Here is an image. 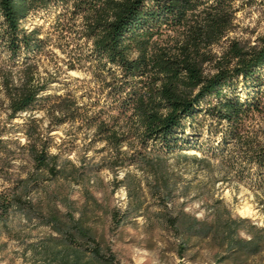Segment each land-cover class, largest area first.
Wrapping results in <instances>:
<instances>
[{
  "label": "trees",
  "instance_id": "trees-1",
  "mask_svg": "<svg viewBox=\"0 0 264 264\" xmlns=\"http://www.w3.org/2000/svg\"><path fill=\"white\" fill-rule=\"evenodd\" d=\"M255 3L0 0V57L4 58L0 106L6 105L10 120L36 108L57 78L56 71L42 74L43 58L62 61L69 70L84 69L95 83L94 94L88 103H80L75 95L57 96L48 111L50 123L79 121L94 129L108 149L106 168L117 174L130 164L163 162L195 147L205 158L221 161L237 182L260 193L264 204V126L252 129L247 124L256 115L264 121V36L255 44L230 36L238 13ZM41 12L54 18L50 33L26 25L31 15ZM53 48L66 57H59ZM55 64L60 70L61 65ZM35 132L27 135L34 170L20 177L12 193L1 200L7 217L0 222L19 208L27 219L37 216L49 226V232L30 247L33 264H120L84 213L76 216L69 197L49 195L46 205L28 198L39 183L76 173L75 167L68 170L59 163L41 132ZM5 134L0 129V158L7 149ZM125 177L130 189L127 172ZM139 207L136 203L133 209ZM209 212L203 219L185 210L166 218L181 239L180 256L193 239L219 248L215 256L221 264L227 260L245 264L264 252V226L234 215L218 199ZM127 218L111 213L116 226Z\"/></svg>",
  "mask_w": 264,
  "mask_h": 264
},
{
  "label": "rangeland",
  "instance_id": "rangeland-1",
  "mask_svg": "<svg viewBox=\"0 0 264 264\" xmlns=\"http://www.w3.org/2000/svg\"><path fill=\"white\" fill-rule=\"evenodd\" d=\"M236 24L230 36L255 44L258 37L264 36V0H257L240 11ZM26 25L29 28L41 26L44 32L50 33L54 18L41 12L31 15ZM53 50L59 57H66L57 48ZM55 62L61 65L60 70ZM3 64L4 58L0 57V65ZM40 70L43 75L56 71L57 78L42 94L35 109L10 120L6 105L0 106V129H5L7 139V149L0 158V219L7 217L3 214L1 200L12 193L20 177L34 170L27 135L35 136L38 131L48 150L59 156V163L68 170L75 167L76 173L69 178L39 183V188H33L28 198L46 205L49 195L58 193L69 197L77 209L76 216L84 213L98 235L116 252L120 264H221L215 256L219 248L197 239H193L180 256L181 239L166 223L168 216L181 210L203 219L217 199L234 215L248 217L258 226H264L260 193L237 182L227 174L221 161L205 158L198 148H186L163 162L130 164L126 169L117 170V174L106 168L110 158L108 149L106 143L94 135V129L82 126L79 121L50 123L48 114L59 95H75L80 103H88L95 90L90 74L84 69L69 70L64 62L47 58L40 61ZM15 75L19 80V72ZM3 98L1 94L0 99ZM247 124L252 129H260L264 121L256 115ZM202 131L208 136L206 130ZM189 134L195 144L192 131ZM123 149L129 150L127 146ZM126 172V181L132 185L130 189L125 186ZM136 203L139 210L133 209ZM60 208L63 212L67 210L66 206ZM113 211L120 218L128 216L127 220L116 226L111 220ZM48 232L49 226L37 216L27 219L25 211L13 208L8 220L0 222V264H33L30 247ZM222 264H232V260ZM245 264H264V252L249 258Z\"/></svg>",
  "mask_w": 264,
  "mask_h": 264
}]
</instances>
